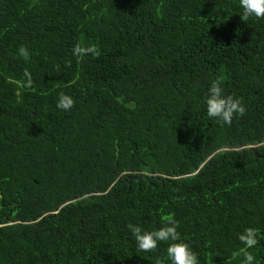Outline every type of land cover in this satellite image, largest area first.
<instances>
[{"label":"trees","instance_id":"1","mask_svg":"<svg viewBox=\"0 0 264 264\" xmlns=\"http://www.w3.org/2000/svg\"><path fill=\"white\" fill-rule=\"evenodd\" d=\"M241 12L238 0H0V264H170L171 241L141 252L127 227L169 217L200 264H241L238 237L257 228L248 251L264 264V19ZM217 78L246 107L231 125L203 102ZM139 172L154 178L126 183Z\"/></svg>","mask_w":264,"mask_h":264},{"label":"clouds","instance_id":"2","mask_svg":"<svg viewBox=\"0 0 264 264\" xmlns=\"http://www.w3.org/2000/svg\"><path fill=\"white\" fill-rule=\"evenodd\" d=\"M239 7L242 9L241 20L247 21L250 17L258 20L264 19V0H238ZM18 53L25 60L30 58L29 49L25 45H21ZM73 54L76 56H83L91 54L99 57L100 52L94 46H82L77 44L73 48ZM28 86H32L30 73H26ZM222 79H214L204 96V104L208 117L215 118L217 122L223 125H231L234 117H243L246 114V107L244 106L241 97L232 94H225L222 87ZM74 99L63 92L59 93L56 107L58 109L69 111L74 106ZM128 230L135 238L138 249L141 252H152L157 246L158 242L171 241L166 249L167 259L170 264H200L198 254L193 251L191 246L181 239L178 232L179 221L169 217L162 226L158 229L147 231L139 224L127 225ZM260 237V231L257 228L247 227L239 235L238 239L244 245L239 252H234V256H242L241 264H254L255 257L248 251V249L255 247ZM156 264H165L160 258H157Z\"/></svg>","mask_w":264,"mask_h":264},{"label":"water","instance_id":"3","mask_svg":"<svg viewBox=\"0 0 264 264\" xmlns=\"http://www.w3.org/2000/svg\"><path fill=\"white\" fill-rule=\"evenodd\" d=\"M250 149L254 153L255 147H250ZM140 178H143L147 183H149L150 179L154 178V176L149 177L147 174L139 172L137 174H134V175H131V176H127L126 183H129L131 180L138 181Z\"/></svg>","mask_w":264,"mask_h":264}]
</instances>
